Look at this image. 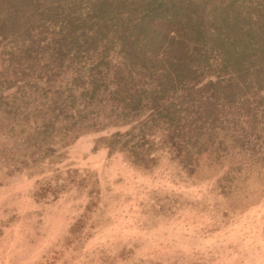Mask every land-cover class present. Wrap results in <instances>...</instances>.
<instances>
[{"label":"trees","instance_id":"obj_1","mask_svg":"<svg viewBox=\"0 0 264 264\" xmlns=\"http://www.w3.org/2000/svg\"><path fill=\"white\" fill-rule=\"evenodd\" d=\"M0 128L32 162L123 129L109 149L216 170L235 211L264 180V0H0Z\"/></svg>","mask_w":264,"mask_h":264},{"label":"rangeland","instance_id":"obj_2","mask_svg":"<svg viewBox=\"0 0 264 264\" xmlns=\"http://www.w3.org/2000/svg\"><path fill=\"white\" fill-rule=\"evenodd\" d=\"M116 131L32 162L0 128V264H264V180L226 212L216 170L187 178L163 154L138 165L109 149Z\"/></svg>","mask_w":264,"mask_h":264}]
</instances>
